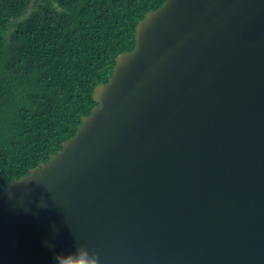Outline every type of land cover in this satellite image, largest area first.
Returning <instances> with one entry per match:
<instances>
[{"label":"water","instance_id":"obj_1","mask_svg":"<svg viewBox=\"0 0 264 264\" xmlns=\"http://www.w3.org/2000/svg\"><path fill=\"white\" fill-rule=\"evenodd\" d=\"M62 149L0 195V264H264V0H166Z\"/></svg>","mask_w":264,"mask_h":264},{"label":"trees","instance_id":"obj_2","mask_svg":"<svg viewBox=\"0 0 264 264\" xmlns=\"http://www.w3.org/2000/svg\"><path fill=\"white\" fill-rule=\"evenodd\" d=\"M166 0H0V195L62 149Z\"/></svg>","mask_w":264,"mask_h":264},{"label":"clouds","instance_id":"obj_3","mask_svg":"<svg viewBox=\"0 0 264 264\" xmlns=\"http://www.w3.org/2000/svg\"><path fill=\"white\" fill-rule=\"evenodd\" d=\"M78 256H75L79 261L84 262V264H98V259L96 256L89 255L88 250L84 246H79ZM54 264H65V254H56L53 258Z\"/></svg>","mask_w":264,"mask_h":264}]
</instances>
